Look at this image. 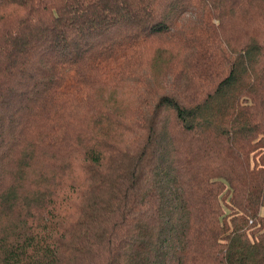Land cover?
Listing matches in <instances>:
<instances>
[{
  "label": "trees",
  "instance_id": "trees-1",
  "mask_svg": "<svg viewBox=\"0 0 264 264\" xmlns=\"http://www.w3.org/2000/svg\"><path fill=\"white\" fill-rule=\"evenodd\" d=\"M0 264H264V0H0Z\"/></svg>",
  "mask_w": 264,
  "mask_h": 264
},
{
  "label": "rangeland",
  "instance_id": "rangeland-1",
  "mask_svg": "<svg viewBox=\"0 0 264 264\" xmlns=\"http://www.w3.org/2000/svg\"><path fill=\"white\" fill-rule=\"evenodd\" d=\"M200 146H203L202 143L196 145V147H200ZM197 160L198 162H200L201 164H205L207 163L213 170L215 171H219L218 169V163L216 162V159L215 157L213 156L212 153H210V151L208 153H204L203 152H200L197 154ZM195 161V160H194ZM201 164H194L195 167L194 169L192 170V174H193V177L196 180H199V189L202 190L203 192H208L209 193V198L211 199L212 201V195H215V186L213 187H210L211 185L207 186L206 182L209 180L208 177L205 176L206 174V171H205V174H204V167L201 165ZM208 167V166H206ZM204 175V176H203ZM210 183V182H209ZM218 195H220L219 191L217 192ZM213 202V205L215 206V208L218 210V217L219 215L221 214V210L219 209L221 206L218 204V202L216 201V198H215V201H212ZM209 210H210V206L208 207V211L206 212V218H208L209 216ZM215 213V211L212 212V215ZM216 215V216H217ZM215 221V219H214Z\"/></svg>",
  "mask_w": 264,
  "mask_h": 264
}]
</instances>
